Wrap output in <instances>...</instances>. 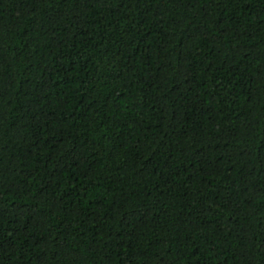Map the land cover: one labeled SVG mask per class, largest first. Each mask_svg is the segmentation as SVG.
Masks as SVG:
<instances>
[{
  "label": "trees",
  "instance_id": "1",
  "mask_svg": "<svg viewBox=\"0 0 264 264\" xmlns=\"http://www.w3.org/2000/svg\"><path fill=\"white\" fill-rule=\"evenodd\" d=\"M0 264H264V0H0Z\"/></svg>",
  "mask_w": 264,
  "mask_h": 264
}]
</instances>
